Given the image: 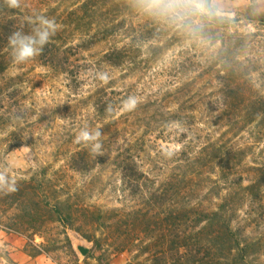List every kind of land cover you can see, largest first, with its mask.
<instances>
[{
  "label": "trees",
  "instance_id": "trees-1",
  "mask_svg": "<svg viewBox=\"0 0 264 264\" xmlns=\"http://www.w3.org/2000/svg\"><path fill=\"white\" fill-rule=\"evenodd\" d=\"M126 2L22 0L20 9L4 7L0 11V135L9 131L10 141H15V131L23 124H33L34 131H43L46 111H53L50 120L61 128L73 120L77 124L86 111L87 125L101 129L105 158L111 159L120 174L114 193L123 208L118 210L115 226L125 229L121 233L125 240L144 234L148 241L156 242V251L150 254L157 259L156 264H264V97L234 92L228 96L215 94L213 98L198 94V85L191 80L183 82L192 73L204 79L203 57L197 50L181 47L170 61L158 63L156 57L149 60L148 47L163 50L155 41L167 37L164 18H155L154 24H149L150 16L131 22L125 14ZM209 6L211 14L195 12L185 4L180 16L169 17H173L171 21L186 18L194 28L198 21L201 37L238 23L237 18L221 15L211 0ZM33 13L54 17L60 27L41 55L14 63L7 39L17 29L30 32L25 17ZM142 59L145 64L141 67ZM153 64H157L154 69ZM235 69L240 70L238 66ZM97 71L109 74L107 84L94 78ZM169 79L177 82L168 83ZM177 85L181 111L177 109L168 117L169 111L163 112L161 106L148 115L147 108L157 105L158 97L165 94L160 88ZM231 85L241 88L237 79ZM146 91L156 93L152 100L148 95L143 97ZM129 95L140 98L137 109L141 112L120 110ZM109 105L115 109L112 113L106 111ZM184 111L187 113L182 116L180 112ZM257 114L261 118L257 119ZM171 121H181L183 128L167 126ZM72 138L75 143H70L67 153L58 160L59 168H53L55 161L40 163L39 179L30 177L34 186L31 181L16 179L18 188L24 191L20 198L27 197L20 203L17 199L19 219L31 224L35 216L31 215L30 201L38 204L40 198L32 197L42 193L45 204L40 212L48 216L49 223L74 228L79 211L76 207H86L82 196L92 186L76 185L74 177L90 176L102 161L93 155L91 145L76 143ZM173 143L180 148L171 149ZM54 154L55 148L51 156ZM143 158L159 165L162 173L171 163L182 173L153 176L151 170L146 172ZM12 195L17 192H0V200ZM44 222L16 229L1 224L34 240L35 236L47 237L50 227ZM123 235L117 242L125 241L119 239Z\"/></svg>",
  "mask_w": 264,
  "mask_h": 264
},
{
  "label": "rangeland",
  "instance_id": "rangeland-1",
  "mask_svg": "<svg viewBox=\"0 0 264 264\" xmlns=\"http://www.w3.org/2000/svg\"><path fill=\"white\" fill-rule=\"evenodd\" d=\"M211 2L218 8L221 15L237 18L238 23L228 30L211 31L209 34H204L205 37H201L200 33L203 32L198 21H195L194 25L197 26L195 28L186 18H182L180 21H171L172 16L169 17V14L162 13L156 7H150L144 0H128V3L126 2L128 5L124 6H127L125 8L128 11L125 12L127 19L134 23H138L142 18L145 20L149 16V24H154L156 19H159L158 17L164 18L163 23L167 27L165 30L167 37H161L155 41L161 45L163 50L159 52L148 47L146 57L149 60L156 57L158 63L165 60L170 61L174 53L183 49L181 47L198 51V54L203 57L201 59L203 61L202 68H204L203 72L206 73V76L199 74L204 77V79H200L195 76L197 73H192L189 76L195 77L188 79L189 76H187L185 77L187 81L183 82L187 83L191 80L198 85V94L213 98L215 94L228 96L234 92L235 95L252 94L255 97H264V0H211ZM136 3L140 5L138 6ZM144 64L145 61L142 59L139 65L142 67ZM237 66L240 68L239 71L235 69ZM156 67L157 64L152 65V69ZM221 70L223 72L220 75L224 78L218 79L217 77L220 75L217 73L219 74ZM207 74L212 77L208 78ZM117 76L118 73L114 77ZM232 76L237 77L233 78ZM131 79L134 80V78ZM236 79L241 84V88L234 89L231 85V82ZM167 82L175 85L177 79H169ZM177 87L178 85L170 89L160 88L165 94L158 97L157 105L147 108L148 115L158 112L161 106L163 112L169 111L166 115L168 117L175 114L174 111L177 109L181 111V101L176 99ZM155 94H148L146 91L143 97L148 95V98L152 100L151 97ZM133 111L141 112L142 110L136 108ZM205 111L207 112L206 108ZM83 113L84 117L77 124L73 120L71 125L68 124L67 127L61 128L50 120L53 111H46L43 131H34L33 124L31 127L23 124L15 131V135H17L15 141H10L12 136L9 131H2L0 135L2 139V141L0 140V167H7L15 179L31 181L34 186V180H31L30 177L39 179L37 173L40 163L48 165L51 161H55L52 162L53 168H59L61 162L58 160L67 153L70 143H75L72 137L76 136L73 135H77L79 130L87 124L88 113L86 111ZM180 113L185 116L187 112ZM168 117L164 118V121ZM32 120L34 121L35 118ZM204 137L206 136L202 133L201 139ZM1 143L5 145L2 147ZM170 147L171 149L180 148L174 143ZM54 148L56 155L51 156ZM104 154L106 153L104 152ZM105 156H100L102 162L94 166L90 176L86 174L74 177V184L87 183L92 186L82 196V199L85 200L82 204L86 207H76L79 211L76 213L77 220L73 229L62 227L63 225L60 226V223H49L48 216L40 212V208H43L45 204L43 202L45 195L42 193L32 197V200L40 198L38 204L30 201L31 215L35 216L31 220V224H28L27 220L18 218L21 213L16 204L18 203L17 199L24 192L21 188L16 191L17 195H12L11 198L3 197L0 200V264H156L157 259H152L150 256L154 250L156 251V242L148 241V237L144 234H137L138 236L128 237L130 240H125L126 237L121 234L125 229L115 226V221L120 215L118 210L123 208L120 203L116 202L114 193L120 174L117 168L112 165L111 159H107ZM143 162L146 163V172L151 170L153 176H176L182 173L173 168V163L164 167L165 171L162 173L159 165L154 162L144 158ZM54 169H52V175H54ZM70 194L74 201V191L71 190ZM24 199L27 197H21L19 203ZM21 221L24 223L20 224ZM43 221H46L44 226L50 227L49 233L45 238L35 236L34 240L27 239L13 230L3 228L2 225H9L14 229L21 226L29 228L31 225L38 226ZM56 226L59 228H54ZM119 235H123L119 238L125 240L123 243L120 240L117 242ZM79 241L90 247L87 258H82L75 249V243Z\"/></svg>",
  "mask_w": 264,
  "mask_h": 264
},
{
  "label": "clouds",
  "instance_id": "clouds-1",
  "mask_svg": "<svg viewBox=\"0 0 264 264\" xmlns=\"http://www.w3.org/2000/svg\"><path fill=\"white\" fill-rule=\"evenodd\" d=\"M150 7H156L165 14H174L180 16L182 5H190L192 10L199 13H209L213 11L209 6V0H144ZM22 0H3V8L20 9ZM30 25V32L25 33L22 29L13 31L8 39L7 45L11 49V57L14 63L20 64L41 55L45 45H47L56 35L59 25L54 17H48L40 13H33L31 16L25 17ZM94 78L104 84L109 82V74L105 71H97ZM140 103V98L136 95H129L120 104V110L131 112L135 110ZM115 109L109 105L106 109L108 113H112ZM261 114H257V119L261 118ZM167 126L182 129L181 121H171ZM103 136L101 129H91L85 124L75 137L76 143H84L91 145V151L94 156H102L103 144L101 137ZM171 155V153H169ZM18 191V183L16 179L9 174L7 167H0V192L11 194Z\"/></svg>",
  "mask_w": 264,
  "mask_h": 264
},
{
  "label": "water",
  "instance_id": "water-1",
  "mask_svg": "<svg viewBox=\"0 0 264 264\" xmlns=\"http://www.w3.org/2000/svg\"><path fill=\"white\" fill-rule=\"evenodd\" d=\"M75 249L80 254L82 258L86 257L89 253L90 247L86 245L84 242L79 241L75 243Z\"/></svg>",
  "mask_w": 264,
  "mask_h": 264
}]
</instances>
